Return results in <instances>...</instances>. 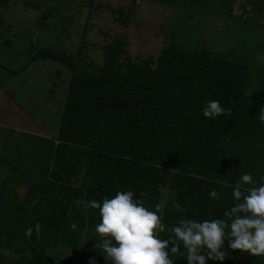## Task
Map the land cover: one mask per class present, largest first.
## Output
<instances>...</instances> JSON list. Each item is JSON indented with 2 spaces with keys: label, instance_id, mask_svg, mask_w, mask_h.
<instances>
[{
  "label": "trees",
  "instance_id": "trees-1",
  "mask_svg": "<svg viewBox=\"0 0 264 264\" xmlns=\"http://www.w3.org/2000/svg\"><path fill=\"white\" fill-rule=\"evenodd\" d=\"M10 1L0 0V30ZM13 1L32 9L43 5L42 0ZM59 1L57 6L70 0ZM98 5L88 0V13L96 12ZM57 6L49 3L36 20L34 31H49V41L69 35L72 23L69 11ZM116 19L126 25L129 16L120 10ZM13 38H4L6 50L13 48ZM23 45L30 60L59 61L70 75L64 74L65 99L56 135L0 126V247L7 248L0 249V264H112L95 247L100 240L94 231L99 210H85L84 202L131 189L146 208L163 207L166 228L160 237L167 239L181 218L224 219L242 173H251L257 181L264 176V123L259 119L264 77H254L247 64L180 45H165L156 56L132 57L124 35L102 44L99 62L90 58L84 41L74 50L34 48L24 33ZM0 66L16 73L1 61ZM52 75L47 90L43 88L42 107L29 101L24 108L39 124L61 83L59 70ZM209 100L219 101L231 113L206 118L202 108ZM213 189L221 195L218 202L208 196ZM173 201L187 211H176ZM224 247L223 261L210 259L206 264H264V257L232 250L227 240ZM172 258L173 264H187L186 252Z\"/></svg>",
  "mask_w": 264,
  "mask_h": 264
},
{
  "label": "rangeland",
  "instance_id": "rangeland-1",
  "mask_svg": "<svg viewBox=\"0 0 264 264\" xmlns=\"http://www.w3.org/2000/svg\"><path fill=\"white\" fill-rule=\"evenodd\" d=\"M42 1L41 8L32 9L21 1L13 4L11 0L10 6L3 9L7 20L0 30V61L6 68L16 71L12 74L0 66V126L4 128L56 135L59 106L65 99L61 92H65L64 74L67 78L70 75L68 67L53 59L30 60L28 53L23 52L24 33L26 40L33 39L34 48L50 45L74 50L84 41L86 51L96 62L102 58V44L116 35L127 38L128 52L132 57L156 56L165 45L205 48L247 64L254 77H264V23L261 15L264 0H96L98 9L91 15L87 10L88 0H70L59 6L61 1ZM49 3L69 11L72 18L69 35L55 36L54 41H49V31H34L37 18ZM112 9L119 10L113 12ZM120 10L129 16L126 25L116 19ZM51 19H48L49 24H52ZM86 22L89 23L88 31L83 36ZM16 33L23 35L13 38ZM34 34L37 36L33 38ZM8 37L13 38V48L6 50L3 40ZM55 70L61 72V83L56 86L58 93L53 95L54 102L47 108L43 123L39 124L24 108L29 106V101L42 107L45 101L43 88L47 90ZM0 249L7 250L3 246Z\"/></svg>",
  "mask_w": 264,
  "mask_h": 264
},
{
  "label": "clouds",
  "instance_id": "clouds-1",
  "mask_svg": "<svg viewBox=\"0 0 264 264\" xmlns=\"http://www.w3.org/2000/svg\"><path fill=\"white\" fill-rule=\"evenodd\" d=\"M202 111L208 119L231 113V109H225L217 100L206 101ZM259 119L264 123V106L260 108ZM143 196L146 193L141 192ZM208 196L217 202L221 199L215 189ZM134 197V191L129 189L118 191L111 198L105 196L102 201L83 204L85 210H99V223L94 231L100 240L95 247L106 253L112 264H173L172 257H184L185 252L187 264H206L210 259L223 261L226 240L232 250L264 257V176L257 181L251 173H242L233 186L234 203L224 210V219L181 218L170 228L167 239L160 237L166 228L163 207L157 204L150 210ZM173 208L180 213L187 211L175 201ZM34 229L39 235V222ZM32 231L30 227L26 234L30 236ZM181 246L185 252H181Z\"/></svg>",
  "mask_w": 264,
  "mask_h": 264
}]
</instances>
